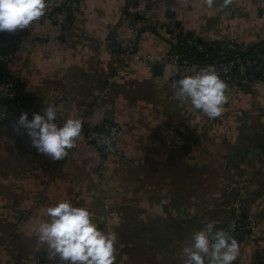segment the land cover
Instances as JSON below:
<instances>
[{"label":"crops","instance_id":"0c3cea01","mask_svg":"<svg viewBox=\"0 0 264 264\" xmlns=\"http://www.w3.org/2000/svg\"><path fill=\"white\" fill-rule=\"evenodd\" d=\"M138 1L82 0L63 34L42 18L0 32L23 41L0 71L32 94L25 109L42 112L51 103L59 123L78 116L86 126L111 120L121 128L115 155H103L80 134L66 157L53 160L5 119L7 104L0 103V264H64L48 258L35 231L46 207L62 199L89 207L99 227L117 233L114 264H183L186 240L208 221L220 229L237 193L243 217L257 227L236 238L233 264H264V81L254 79L249 91L227 90L221 115L209 118L174 95L176 76L164 63L172 48L168 30L148 29L140 59L110 84L119 65L116 43L127 36ZM220 3L164 0L153 18L179 22L200 42L264 46V0H232L223 10Z\"/></svg>","mask_w":264,"mask_h":264},{"label":"clouds","instance_id":"9594fccd","mask_svg":"<svg viewBox=\"0 0 264 264\" xmlns=\"http://www.w3.org/2000/svg\"><path fill=\"white\" fill-rule=\"evenodd\" d=\"M232 0H222L223 10ZM48 0H0V32L24 29L45 15ZM211 8L214 0H205ZM174 95L209 118L221 115L228 97L227 82L221 78L214 65H206L194 74H185L175 82ZM31 138L38 152L53 160L67 156L76 146L82 130V119L69 117L57 121V108L49 103L32 118L21 113L16 122ZM46 219L35 227L38 241L47 245L48 258H58L64 264H114L117 259V233L105 231L94 220L95 213L86 206L62 199L45 209ZM240 253L235 237L224 229H216L208 221L194 231L182 247L183 264H233Z\"/></svg>","mask_w":264,"mask_h":264},{"label":"built area","instance_id":"2783aa9c","mask_svg":"<svg viewBox=\"0 0 264 264\" xmlns=\"http://www.w3.org/2000/svg\"><path fill=\"white\" fill-rule=\"evenodd\" d=\"M82 0H48L47 10L42 19L50 20L59 34L67 32L71 27V16ZM164 0H139L136 12L131 14L125 25L127 36L116 43L119 46V65L114 71L110 84L121 81L122 72L133 62L140 59L138 44L143 33L148 30L156 32L168 30L172 43L170 52L164 58V63L173 67L176 80L185 74H194L201 67L214 65L216 71L224 79L229 90L236 85L249 83V79L264 81V46L248 45L236 39L218 42H200L186 34L175 22L164 24L153 18V12L162 5ZM112 43V42H110ZM23 41L19 36L0 33V66L7 67L16 53L23 48ZM7 99L4 117L14 122L18 121L23 112L32 118V112L22 105L23 92L12 82L0 80V103ZM82 123L81 134L85 140L98 148L103 155H115L116 143L120 135V125L107 120L97 126H86ZM104 165L100 174H104ZM232 215L220 228L229 232L233 237L245 235L254 231L256 221L243 217V205L240 193L236 194L232 202Z\"/></svg>","mask_w":264,"mask_h":264},{"label":"water","instance_id":"95a60500","mask_svg":"<svg viewBox=\"0 0 264 264\" xmlns=\"http://www.w3.org/2000/svg\"><path fill=\"white\" fill-rule=\"evenodd\" d=\"M173 18H174V16L171 17V19H173ZM176 25L180 26L179 22H177ZM163 67L164 66L162 64H156L154 66V68H163ZM3 79H4V73L2 71H0V80H3ZM251 82H253L252 78L249 79V83L243 85V88H245V90L249 91L251 89V85H250ZM32 98H33V96L31 93H24L23 94L22 105L24 108H31L32 107ZM2 103L8 104L9 101L7 99H4L2 101Z\"/></svg>","mask_w":264,"mask_h":264},{"label":"trees","instance_id":"16d2710c","mask_svg":"<svg viewBox=\"0 0 264 264\" xmlns=\"http://www.w3.org/2000/svg\"><path fill=\"white\" fill-rule=\"evenodd\" d=\"M191 37H192V36H191ZM0 68H4V67L0 66ZM5 80L12 81V82L15 83V81L12 80V77H11V76H8V75L5 76ZM15 84H16V83H15ZM16 85H17L18 88H20V85H19V84H16ZM20 89H21V88H20Z\"/></svg>","mask_w":264,"mask_h":264}]
</instances>
